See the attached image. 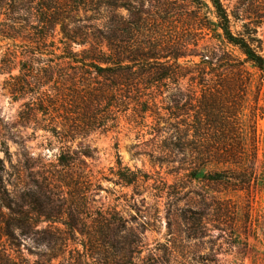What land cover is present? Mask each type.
Masks as SVG:
<instances>
[{"label": "rangeland", "instance_id": "374dc122", "mask_svg": "<svg viewBox=\"0 0 264 264\" xmlns=\"http://www.w3.org/2000/svg\"><path fill=\"white\" fill-rule=\"evenodd\" d=\"M110 1L98 10L81 9L75 22L66 21L68 27L83 28L90 41L111 30L133 50L141 45L157 56L164 55L166 46L173 51L185 41L188 49L180 62L199 61V54L210 55L211 46L221 45L213 38L211 22L217 19L209 0H204L209 6L195 0ZM222 3L235 16L233 30L250 25L264 50V0ZM61 36L58 26L60 48ZM16 48L19 53L33 51L29 44ZM53 61L55 56H49ZM248 68L252 76L240 73V79L252 81L240 86L248 89L240 92L246 106L239 135L243 146L236 152L251 176H245L250 182L242 188L234 180L195 178L192 172L201 165L191 163L193 150L173 149L166 139V119L195 118L193 99L200 92L189 87V76L182 87H154L159 114L149 112L142 119L135 110L142 106L132 103L116 122L61 138L69 125L61 117L39 115L38 121L28 122L20 117L30 96L16 100L6 85L10 74L0 69V258L8 263V257H24L31 264H50L48 259L51 264H131L134 255L139 264H264V76ZM190 105L196 106L190 110ZM226 135L210 131L209 171L225 168L215 156L229 151ZM61 150L75 153L85 164L73 171L63 168ZM118 158L137 172L133 183L115 174ZM236 168L230 166L226 176H243L245 171ZM102 233L114 244L102 243ZM97 235L100 250L89 246Z\"/></svg>", "mask_w": 264, "mask_h": 264}, {"label": "trees", "instance_id": "16d2710c", "mask_svg": "<svg viewBox=\"0 0 264 264\" xmlns=\"http://www.w3.org/2000/svg\"><path fill=\"white\" fill-rule=\"evenodd\" d=\"M195 2L209 6L204 0ZM209 2L217 19L211 22L213 38H218L221 45L211 46L207 50L210 55L199 54V61L189 59L180 62L188 49L185 41L174 46L173 51L169 45L166 46L164 55L157 56L141 45L133 50L126 41L117 40L111 30L109 34L90 41L91 37L83 28L68 27L66 21L75 22L81 9L98 10L109 6L110 0H0V69L10 74L6 85L16 100L30 96L21 107L20 117L27 122L38 121L39 115L61 117L69 124L61 132V138H73L106 126L111 121L116 122L121 113L131 109L132 103L142 106L135 109L142 119H146L149 112L151 115L159 114V102L152 94L154 87H171V84L182 87L181 81L189 76V87H197L200 92L193 99L197 103L195 118L182 122L166 119L162 128L168 134L166 139H170L173 149L193 150L195 155L191 163L201 165L192 172L195 178L217 182L234 180V186L242 188L250 182V178L245 176L249 173L251 176V171H245L242 158L236 152L243 146L239 135L246 106L240 92L248 89L240 86L250 84L252 79L244 81L240 79V73L244 71L252 76L250 66L264 76V50L256 30L250 25L243 24L241 30H233L235 16L226 9L222 0ZM58 26L62 33L59 39L62 48L55 41ZM19 42L29 44L33 51L19 53L16 48L21 44ZM74 45L83 48L76 50ZM55 50H60V53ZM51 55L55 56L53 63H49ZM14 69L18 70L17 74H12ZM223 71L235 73L236 78ZM91 75H94L92 80ZM166 98L176 101L170 96ZM190 106L191 110L196 105ZM212 128L226 132L231 142L225 141L228 152L215 156L216 163L225 168L214 172L208 169L212 162ZM54 132L59 133L56 129ZM58 162L71 171L79 163L85 164L75 153L65 150L58 155ZM117 164L115 174L120 179L130 184L138 178L137 172L123 166L120 158ZM232 165L237 167V171H245L244 175L226 176ZM84 178L89 182L88 176ZM99 238L102 243L114 244L108 234L102 233ZM90 239L92 244L89 246L100 250L98 235ZM134 258L133 255L131 264H139ZM8 260L10 263L0 258V264H31L24 257H8ZM47 261L51 264V259Z\"/></svg>", "mask_w": 264, "mask_h": 264}]
</instances>
